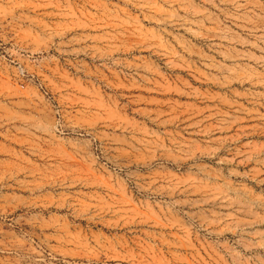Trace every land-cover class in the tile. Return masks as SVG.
I'll return each mask as SVG.
<instances>
[{"label":"rangeland","instance_id":"obj_1","mask_svg":"<svg viewBox=\"0 0 264 264\" xmlns=\"http://www.w3.org/2000/svg\"><path fill=\"white\" fill-rule=\"evenodd\" d=\"M0 264H264V0H0Z\"/></svg>","mask_w":264,"mask_h":264}]
</instances>
